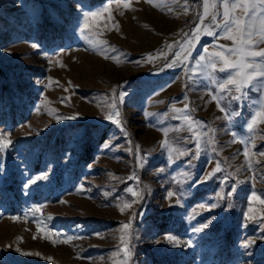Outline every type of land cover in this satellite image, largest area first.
<instances>
[{"label":"rangeland","instance_id":"374dc122","mask_svg":"<svg viewBox=\"0 0 264 264\" xmlns=\"http://www.w3.org/2000/svg\"><path fill=\"white\" fill-rule=\"evenodd\" d=\"M207 3L0 0V264H264V96L201 67L222 34L189 55Z\"/></svg>","mask_w":264,"mask_h":264},{"label":"snow or ice","instance_id":"6c2138e0","mask_svg":"<svg viewBox=\"0 0 264 264\" xmlns=\"http://www.w3.org/2000/svg\"><path fill=\"white\" fill-rule=\"evenodd\" d=\"M124 3L125 7H127V0H124ZM218 3L223 8V11L222 13L218 12L213 16L216 31H212L209 27L204 26L195 29L192 33V39L185 41L188 45L189 55L191 48L193 47V41L198 38L201 31L213 36L218 33L222 34L221 38L232 41V47L220 46L219 50L211 53H208V50L205 49L204 51L207 55L201 56L199 61H206V63L201 65V67L211 68L215 71L219 64V72L228 73L218 84V89L226 95L234 90L236 95L231 97L232 100L241 101L246 99L247 90L250 88L261 92L262 96H264V49L259 48L260 44H264V0H218ZM208 7L207 0H205V12H207ZM258 7L261 8V12L259 13L256 11ZM98 15V13H93L92 18H96ZM216 16L222 17V20H217ZM201 19H203V17H201ZM85 26L87 27V24ZM176 55L179 56L180 53L177 52ZM187 58L188 57L185 56L183 59L186 60ZM173 63H183V60H176L173 61ZM124 95V93H120L121 100ZM224 98L225 97H221V99ZM213 99H217L216 96H213ZM217 107L218 110L225 112V119L227 120H230L233 116L239 115V112L232 113L229 111V108L222 107L219 99H217ZM253 107L254 112L250 117V122L246 125L249 132L254 131L259 125L264 124V103H261L258 106L254 104ZM115 116L119 117L120 113L116 112ZM70 118L74 119L75 117ZM108 119H111L114 124L118 123V120L112 119L111 116H109ZM183 119L187 121L190 120V117L187 114H184ZM201 123L202 122L200 121H191L189 129L191 130L192 125L199 126ZM231 134L235 137L234 130ZM199 135L202 136L203 134L200 133ZM193 142L196 150L195 158L198 159L203 145L201 141L195 139V137L193 138ZM233 142H236V140ZM240 142L245 144V146L248 143V141L245 140H241ZM8 143H10V141L6 143L0 138V151L5 150ZM161 147H164L163 143ZM243 154L245 157L248 156L246 148ZM181 155H183V153H181ZM143 159H146V157ZM219 170L220 167L219 164H217V168L209 173L208 176H213L215 172ZM35 182V180L31 181V183ZM27 186L28 185L26 184L25 187ZM172 196L173 193L168 192V197ZM255 200H258V197L255 194L249 197V203ZM177 202L179 203V201ZM259 203L264 204V199H259ZM129 206V204H125L124 208ZM38 210L39 209H35V211ZM121 211H123V209H121ZM249 211H252V209L250 208ZM12 219L18 218L12 217ZM206 226L207 225H205V227ZM123 227L127 229L129 225L126 224ZM200 230L201 229H196V231ZM57 235L59 234L57 233ZM23 254L29 255L30 253ZM125 255L127 256L128 253H125Z\"/></svg>","mask_w":264,"mask_h":264}]
</instances>
